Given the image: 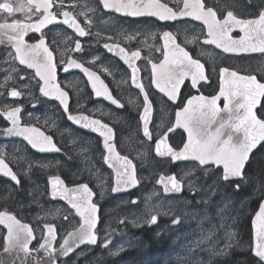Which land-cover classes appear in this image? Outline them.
<instances>
[{"label": "snow or ice", "instance_id": "1", "mask_svg": "<svg viewBox=\"0 0 264 264\" xmlns=\"http://www.w3.org/2000/svg\"><path fill=\"white\" fill-rule=\"evenodd\" d=\"M172 3L174 7L162 0H98L95 7H88L86 4V10L74 14L73 11L65 9V0H26V3L17 0L15 4L0 2V12L6 14L4 22H0V47H10V51L6 54L7 57L26 69L34 70V76L19 75L20 69L13 64L11 73L3 74L2 82H0V119L10 126L0 129V135L22 137L31 149L41 153L61 151L52 135L46 134L30 123L21 122L23 106H14V102L22 99L26 93L17 88L15 84L27 80L28 83L22 84V88L27 90L29 98H34L32 88L38 87L42 97L58 101L69 121L103 137L104 163L115 172V182L111 188L113 194L136 187L139 184L136 166L131 159L116 151L115 144L112 142L115 136L114 129L100 119H95L83 112L73 114L70 111L69 93L56 82L57 64L42 30L48 25L59 23L72 29L76 36L83 38L90 35V32L81 26L79 16H83V23L91 27L92 17L89 13L95 14L102 6L104 10H114L133 17L148 15L166 22H177L190 18L201 22L206 29L207 39L203 40L205 45H215L217 49L225 53L258 52L264 54V0H248L251 9H241V12H246L249 18H243L242 15L236 13L238 0H215L211 6L208 0H172ZM33 9H35L34 12ZM14 13H24L25 20L30 22L12 18ZM33 16L36 17L34 20ZM60 17L63 19L61 20ZM236 28L243 33L239 39L230 35ZM193 32L191 39L185 38V45L196 43L198 34H195L194 29ZM29 33H40L41 37L35 43H28L25 37ZM99 35L100 33L97 32V36ZM121 35L129 43L142 36L145 39L141 43L145 46H148L149 38H156V33L140 29L131 32L123 31ZM160 38L164 41L163 60L159 63L148 60L151 65L150 84L163 93L168 100L175 102L186 79H190L192 89L199 90L198 85L202 81L207 83L210 78L206 75L205 64L200 59L193 58L190 51L177 42L178 35H174L171 31H164ZM109 39L111 40L112 37ZM103 47L107 52L118 56L131 70L132 85L143 96V108L139 112L143 136L152 141L153 134L149 125L153 119V102L139 77L141 69L135 63L140 58V51H134L129 55L119 43H105ZM72 51L73 53L83 52L79 39L76 40ZM64 55L62 52L61 64L64 72L79 69L87 78L95 97H102L118 109L124 108L97 72L72 56H67L65 60ZM95 60L96 58H93L91 62L94 64ZM103 70L108 71L107 68ZM258 75L264 78V69H260ZM258 75L251 72L241 75L238 71L226 67L220 68L218 94L210 97L203 94L190 96L183 107L175 112V122L172 126L155 140L156 157H170L173 163L191 162V168L185 172V178L195 176L198 172H202L205 179L215 177L207 189L196 187L199 177L188 179L187 188L191 194L197 195L202 190L206 192V198L198 200L197 203H210L211 197L222 191L220 188L222 182L226 186L234 184L236 192L241 190L242 184L246 186L248 182L246 166L253 153L259 147L264 146V82L258 79ZM33 80L36 81L35 85L32 84ZM9 81H12V86H9ZM5 96L9 99L5 100ZM221 98H223V107L218 106ZM131 103L133 101L130 100L129 104ZM32 106L35 108L37 104L34 103ZM31 115L29 113V116ZM176 129H183L187 134L186 141L180 147H174L169 143V134ZM36 163L44 167L39 162ZM0 175L9 178L16 185L20 184L17 173L6 162L4 149H0ZM157 183L163 185L166 194H179L185 188L182 180L177 179L175 174L167 177L161 176ZM48 184L53 199L59 197L66 200L75 210V214L80 218L79 228L68 232L57 249L53 246V242L57 240L55 226L45 224L42 242L37 249H32L30 245L35 240V236L30 225L22 223L6 210L0 211V225L7 230V234L3 236V252L10 254L9 264H16L17 260L20 264H27L30 259L34 260L35 264H59L61 258H67L81 245L95 246L98 244L99 206L94 201L95 192L89 184L81 183L68 188L60 176L49 177ZM253 194H259L261 199L258 211L252 219V244L244 250L251 252L254 264H264V183L256 187ZM137 202L136 199L132 200L133 204ZM153 211L156 214H150ZM206 211L205 209V213ZM160 215L174 217L171 219V224L176 226L189 215L195 219L198 213H189L187 209H184L181 214L177 215L171 207L163 209V206L159 205L149 208L148 214L137 216L131 222L134 227H141L145 224L151 227L158 223ZM207 218L205 215L200 220V224L202 225L203 220ZM65 219L67 220L68 217L66 216ZM121 223L124 221L122 220ZM223 227L224 225H221V228ZM216 234L215 226L207 231H201L200 238L194 240L187 249V255L181 258L178 254L177 258L181 260V264H193L191 258L196 251L207 252L210 257L223 259L230 257L231 250L240 246L236 233L226 230L224 246L218 248L219 241L216 239ZM156 235L158 237L160 233ZM110 243L111 241L105 238L101 247L108 248ZM123 250L121 246L110 255L116 256ZM41 251L44 253L43 258L39 255L32 256L33 252L39 254ZM80 258L81 256H77V261ZM0 264H6V262L0 260ZM195 264H213V262L211 259L205 262L201 258Z\"/></svg>", "mask_w": 264, "mask_h": 264}, {"label": "rangeland", "instance_id": "2", "mask_svg": "<svg viewBox=\"0 0 264 264\" xmlns=\"http://www.w3.org/2000/svg\"><path fill=\"white\" fill-rule=\"evenodd\" d=\"M170 1L172 3V0ZM96 5L97 3L92 7ZM112 25L113 27L110 29ZM88 30L90 35L87 36L83 54L90 59V66L98 69L102 75L104 74L109 77L110 81L108 82L118 97L125 99L131 94L134 97L124 68L121 67L120 63L114 57L108 55L100 45L105 41H126L121 33L123 31L131 32L135 30V28L131 27L128 21L112 18L110 15L103 13L99 8L96 18V33L91 31L89 26ZM158 31H160V29L154 30V32ZM97 32L100 33L99 36H97ZM109 37H112V39L110 40ZM93 39L96 40L92 41ZM69 41L70 37L68 36L58 38V51L60 55L62 52L66 55L71 50ZM93 46H96L95 52H93ZM150 48L146 49V51L150 50ZM6 54L7 51L4 52L3 55H0V82H2L4 73H11V70L7 69L6 64L10 63L12 59L7 57ZM93 58H96L94 64L91 62ZM254 60L255 64H264V56L257 57V59ZM104 68H107L108 71L105 72L103 70ZM12 74L16 75L15 73ZM10 83H12V81H9V84ZM65 84L69 87L72 93V99L76 105L86 107L91 113L97 111L106 118L113 119L115 122L119 120L118 116L120 113H114L101 105H96L95 108L88 105L91 94L87 88L86 82L80 74H74V76L68 78ZM32 91L35 93L37 88L33 87ZM26 98L30 101H35L29 98L27 94ZM128 98L132 99V97ZM132 104L136 107L138 103L137 101H133ZM47 106L50 107L47 108ZM28 112L32 114L29 116L30 120H38L41 116H44V123L47 121V123H45L46 126L55 133L57 140L64 148V153L46 157L38 156L19 139L0 142V149L5 150V159L12 165L15 172L21 176L19 185H14L0 176V210L13 212L22 220L32 223L36 232V240L32 243V246L36 248L43 234L41 227L42 223L49 222L55 224L60 238H62L67 231L76 226V217L72 210L63 202L53 201L49 198L46 181L47 177L55 173H62L67 175L64 179H66L68 183H73L80 171L78 165L79 161L82 165L94 171H96L97 165L96 162H92L96 155V151L91 148L93 145L92 138H85L84 136L78 135L74 130V126L60 115L59 110L54 108L50 101L44 100V110H37L32 107ZM123 123L124 121L120 120L118 125L121 127V132L126 133L127 130H124L125 126ZM55 126L57 127L56 131L54 129ZM61 130L67 132L64 141H60L57 136V133H60ZM70 148L78 151L80 154L78 160H75L69 154ZM129 148L136 150L142 156V160L138 165L139 187L137 188V192L133 195L113 198L112 205L107 211L106 216L109 223L107 227L108 234L113 235L117 232L116 238L114 239V247L111 249L110 253L116 252L117 249L122 246L124 250L134 249L136 251V256L132 260H122L121 263L118 262L114 264H181V260L177 258L178 254L181 258L185 257L187 255V249L192 242L200 238L201 231H207L214 226L217 229L216 239L219 241L218 248H223L224 246L226 230L236 233V239L239 241L240 245L238 249L245 251L244 249L250 246V235L248 238L245 228V216L253 213L248 203L251 199L259 195H254L253 192L256 187L264 183V168L261 178L247 175L249 177L248 182L246 186L242 184V188L239 192L234 190V184L226 186L222 182L220 185L222 191L211 197L210 203H197L198 200L206 198V192L202 190L197 195L191 194L187 188L188 179L199 177L196 187L207 189V187L212 184L213 179H215L214 176L205 179L203 173L198 172L195 176L185 178V172L189 171L191 164L176 165L174 170L184 180L186 193L181 196H164L161 189L155 185V179L158 173L167 171V169H164L162 167L163 162L153 155L152 145L143 141L141 136L133 139L130 137ZM66 158L71 159L66 162ZM260 161L264 162V146L256 153L253 165H256L255 167L260 166ZM36 162H39L40 165H44V167L38 166ZM29 164H31V168H29ZM98 171H100V169ZM24 183L27 189L22 191ZM246 189H249V191H246ZM228 191L231 193H228ZM247 192H249L247 195H242ZM24 194H27V196ZM133 197L138 201L135 204L131 201ZM185 201H187V203ZM32 202L35 203L34 206H31ZM159 205H162L163 209L171 207L172 211L177 215L181 214L184 209H187L189 213H198V215L195 219L189 215L182 223L176 226L171 224V219L174 217L160 215L158 223L149 229L154 236L160 233L159 236L166 240V245L161 243L159 252L152 254L148 252V245L144 238L135 233L133 235L126 224L130 226L132 224L131 221L137 218V216L148 214L149 208ZM205 209L207 210L206 213ZM150 214H156V212L153 211ZM205 215H207L208 218L204 219L201 225L200 220L204 218ZM66 216L68 217L67 220L65 219ZM121 220H123L124 223H121ZM221 225H224V227L221 228ZM143 226L147 225L145 224ZM3 234L4 230L0 226V249L3 247ZM77 256H81L80 259H82V264H99L102 257L100 252L93 253V250L88 247L81 249L70 261L77 264ZM201 258L205 262L211 259L213 264H219L215 257H210L209 253L203 251H196L191 259L193 264H195V262Z\"/></svg>", "mask_w": 264, "mask_h": 264}, {"label": "flooded vegetation", "instance_id": "3", "mask_svg": "<svg viewBox=\"0 0 264 264\" xmlns=\"http://www.w3.org/2000/svg\"><path fill=\"white\" fill-rule=\"evenodd\" d=\"M90 2L87 3L85 0H65V9L66 10H70L73 11L74 14H78L79 12L86 10L85 5L87 4L88 7H92L94 6L96 3H98V0H89ZM0 2H10V3H17V0H0ZM20 2L26 3V0H20ZM215 0H208V4L209 3H214ZM209 4V5H212ZM72 5H75V7H72ZM251 5H249L248 0L242 1V0H238V7L236 8V13L238 15H242L243 18H249L246 14V12L242 13L241 9H245V10H250ZM100 10L105 13L110 15L112 18L115 19H123L129 22L130 26L135 28V29H140L141 31L145 30V17H141V18H134V17H123L114 13H110L105 11L102 6L99 7ZM54 11H59L58 9H53ZM35 11V9H33V12ZM89 15L92 17V25L91 27H89L91 29V31H93L94 33H96V18H97V12L95 14L89 13ZM6 18V14H3L2 12H0V22H4ZM12 18L15 19H20V20H24L25 22H30L25 20V14L24 13H14ZM36 17L33 16L32 19L34 20ZM60 19L62 20L63 18L60 17ZM79 20L81 22V26L85 27L86 30H88V25H85L83 23L84 21V17L83 16H79ZM150 25H159L158 22L148 19ZM161 26H164V24H161ZM203 30V32L206 34V29H204V26L202 24H199ZM113 25L111 26L110 29H112ZM89 31V30H88ZM42 32L44 33V37L46 39V42L48 44V46L50 47V49L53 51L54 54V58H55V62L57 64V73H58V81L61 83V85L63 87H65L66 89L69 90L70 94H71V99H70V111L73 113H77L79 111L81 112H86L88 114H90V116H92L93 118L96 119H100L102 122L107 123L110 127H112L114 129V140L112 141L115 144L116 150L118 151L119 154L122 155H126L129 156L130 158H132L134 160V162L137 164V157H138V152L136 150L130 149L129 148V139L130 137L135 138V137H139L142 136V133L140 131V122H139V111L143 105V99L141 98L140 94L133 90V96H127V98H121L119 99L120 102L124 105V108L122 109H116L114 110V107L105 103L102 99L100 100H93L90 99L88 105H90L91 107H94L96 105H101L107 109H111L114 111V113L119 112L121 113V116L123 117L124 123L123 125L125 126L124 130H127L126 133L121 132V127L120 125H118L117 123L114 122L113 119L111 118H106L104 115H101L99 112L94 111V112H90L87 110L86 107H81L80 105H76L74 103V100L72 99V93L69 89V87H67V85L65 84V79L70 78L71 76H74V74H77L75 72H69L67 74H61L60 73V69L62 68V64H61V55L59 53V49H58V38L62 37V36H68L70 37V48L71 50L63 57L65 60L67 59V56H72L73 58L77 59L79 62H83L85 65L90 66V59L88 57H86L83 52L82 53H73L72 49H74L75 47V42L77 39H79L82 43V48L84 50L85 45H86V40H87V36L81 38L76 36V34L73 32L72 29H68L67 26L63 25V24H59V23H54L52 25H48L45 29L42 30ZM243 33L240 32V30L238 28L234 29L230 35L233 36V38H238L242 35ZM160 36L161 33L159 32L156 35L155 39L149 38L147 40V45L145 46L144 43H141V41H143L145 38L144 37H139L137 40H134L132 42H127L124 40H116L113 41L114 43H120L122 44L126 51L128 52L129 55H131L132 52L134 51H140L141 55L140 58L136 60V65L141 69V75H142V80L143 83L146 87V90L149 93V97L150 100L153 102V119L150 125V131L153 134V139L152 141H149L148 139L143 138V141H145L146 143L150 142L153 143V140L156 136L164 133L166 131V129L169 126H172V124L174 123V118H175V112L182 108L186 99H188L193 93L194 91L192 90V88L189 85V82L186 80L184 85L181 86V90H180V94L177 98V100L173 103L168 101L167 99H159L161 98L154 90H152L150 88V76H149V63L148 60L152 59L154 61H159L162 57V47H161V40H160ZM41 37L40 33H29L25 39L28 43H35L37 42ZM192 36H189L188 39H191ZM201 39L200 36H198V39L196 41V43L194 44H189L186 45V47L190 50V52L198 57H200L205 64V69H206V73L207 76H209V81L207 83H200L198 85V89L199 91L197 93L200 94H204V95H212L214 92H216L217 88H218V79H219V69L226 67L229 68L230 70H235L244 74H249V72L253 73V74H257L260 69H264V64H255L252 63V61L254 59H257V57H261L264 56V54L261 53H252V54H226L225 52L220 51L219 49H217L215 47V45H211L210 47H205L201 44ZM96 39H93L92 41H95ZM185 39H181V41L184 43ZM106 42H112V41H105L102 42L100 47L102 48L103 44ZM151 46V48H150ZM150 48V50L146 51V49ZM96 46H93V52H95ZM103 49V48H102ZM156 49H160V51H156ZM8 52L10 51V49L8 48H1L0 49V55L4 54V52ZM221 54V58L220 61H218L216 67H215V72H213L212 66L215 65L216 58H218V53ZM14 55V52H13ZM118 61V60H117ZM119 62V61H118ZM120 63V62H119ZM213 63V64H211ZM15 64L19 69V75H30V76H34V73L32 70L30 69H26L24 66H20L18 64V62H14L11 61L10 63L6 64V66L11 70L12 65ZM121 64V63H120ZM121 66L124 68L125 72L128 73V69L126 68V66L122 65ZM93 67V66H90ZM95 68V67H93ZM78 75V74H77ZM258 79H261V82H264V78L260 77L258 75ZM24 83H28L27 80L22 81V82H18L15 84V86L17 88H19L21 91H25V93L27 94V90L22 88V84ZM32 84L35 85L36 81L33 80ZM65 84V85H64ZM9 86H12V83H10ZM37 91L34 93V99L35 101H30L29 99L26 98V94L22 99H19L17 101L14 102V106H23V113L21 116V122L22 123H30L32 125H37V126H41V128L44 130L46 124L44 123V116H41L40 119L38 120H30L29 119V110H31V108L33 107L32 105L35 103L37 104V106L35 107L37 110H44V100L47 101H51L50 99H44V97H42L39 93V89L38 87ZM128 97H132V99H129ZM41 98V99H38ZM5 100H8L9 98L7 96H5L4 98ZM137 101V110L136 111H128L129 107L132 106L134 107V105L131 103L129 104V101ZM51 105H53L54 108H57L60 112V115L64 117L63 111L61 110V108L59 107V105L53 101H51ZM163 105V107L167 110L164 111L163 114H161L160 116L159 114V107ZM218 106L223 107V99H220L218 101ZM50 106H47V108H49ZM52 109V108H50ZM49 109V110H50ZM109 109V110H110ZM8 124L3 120L0 119V126L1 127H5ZM158 126V127H156ZM75 130V129H74ZM78 132V135L84 136L85 138H92L93 140V145L91 146V148H93L96 151V155L94 157V160H92V162H96L97 165V169L96 171L94 170H90L88 169L86 166L82 165V163L79 161L78 165L80 168L79 174L77 175V177L75 178V182L76 183H80L82 181L85 182H90L93 183L94 182V178L95 176H104V177H108L110 176V180L112 177V171L111 169L104 163L103 160V156H104V148H103V137H101L100 135L96 134V133H91L88 132L87 130H81L79 128H77L75 130V132ZM184 132L182 129H176L173 133L169 134V141L171 142V140L174 137H177L176 140L172 141V143H175V147H180L182 145V143L184 142ZM143 137V136H142ZM131 143V141H130ZM63 150L60 151V153L57 154H62ZM80 157V154L78 156V158ZM158 158V157H157ZM159 160H161L163 162V168L167 169L168 172H172L174 171V166L176 164L172 163V161L168 158L165 159H161L158 158ZM137 167V166H136ZM100 169V171H98ZM62 177L66 178L67 175L65 174H59ZM110 197L112 198L114 195L109 194ZM95 199L96 202H98L99 205V213H100V221H99V225L97 227V234L98 237H100L102 234L104 233H108V220L104 219L105 217V209L107 207V204L104 202H99V196L96 194L95 192ZM79 223V218L76 219V225H78Z\"/></svg>", "mask_w": 264, "mask_h": 264}, {"label": "water", "instance_id": "4", "mask_svg": "<svg viewBox=\"0 0 264 264\" xmlns=\"http://www.w3.org/2000/svg\"><path fill=\"white\" fill-rule=\"evenodd\" d=\"M112 11H114V10H112ZM120 14H122V13H120ZM122 15H125V14H122ZM125 16H128V15H125ZM136 17H139V16H136ZM107 51V50H106ZM110 54H112V53H110ZM112 55H114V54H112ZM114 56H116V55H114ZM117 58H119L118 56H116ZM72 70H78L79 72H81L79 69H71V70H69V71H72ZM68 71V72H69ZM94 71V70H93ZM131 71V70H130ZM62 72L63 73H66V72H64L63 71V69H62ZM96 72V71H95ZM82 73V72H81ZM83 74V73H82ZM98 74V73H97ZM84 75V74H83ZM99 75V74H98ZM85 77V76H84ZM139 77H140V75H139ZM85 79L87 80V78L85 77ZM102 79V78H101ZM130 81H131V78H130ZM57 82V81H56ZM89 85V88H90V90L92 91V89H91V86H90V84H88ZM131 85H132V82H131ZM133 86V85H132ZM134 87V86H133ZM93 98L94 99H103L102 97L101 98H97V97H95V95H94V93H93ZM108 102V101H107ZM109 103V102H108ZM82 128V127H81ZM0 129H2V128H0ZM87 131H89V132H92L91 130H88V129H86ZM96 133V132H95ZM9 138H15V136H13V137H5V136H3V135H0V139H9ZM154 152H155V150H154ZM114 172V171H113ZM161 178V177H160ZM159 178V179H160ZM9 179V178H8ZM158 179V180H159ZM113 181L115 182V172H114V177H113ZM158 184V183H157ZM160 185H162V184H160ZM74 186H69L68 188H73ZM162 187H163V185H162ZM49 190H50V186H49ZM164 190V189H163ZM121 192H123V190L121 191ZM119 193V192H118ZM165 193V192H164ZM50 195H51V190H50ZM55 199H60L59 197H57V198H55ZM62 200V199H61ZM63 201H65L66 203H67V201L66 200H63ZM68 204V203H67ZM69 205V204H68ZM70 206V205H69ZM258 208H259V206H258ZM75 211V210H74ZM256 211H258V209L256 210ZM256 213V212H255ZM255 213H254V215L252 216V218H251V227H252V219L255 217ZM3 226V225H2ZM78 228H79V226H78ZM77 228V229H78ZM76 230V229H75ZM75 230H72V231H75ZM72 231H70V232H72ZM6 234H7V230H6ZM5 234V235H6ZM34 234V233H33ZM67 236V235H66ZM65 236V237H66ZM43 240V239H42ZM42 240L40 241V243L42 242ZM252 240H253V229H252ZM63 242V241H62ZM54 243H55V241L53 242V246H54ZM82 246V245H81ZM39 247V246H38ZM57 249H59V247L57 248ZM21 255V257L23 256V254L21 253L20 254ZM37 255H39L40 257H44V253H43V251H41V252H39V254H37L36 252H33L32 253V256L33 257H35V256H37ZM0 260H3V261H5L6 262V264H9V262H10V254H6V253H4L3 252V250H1L0 251ZM16 264H20V261L19 260H17V262H16ZM27 264H35V261L34 260H29L28 262H27Z\"/></svg>", "mask_w": 264, "mask_h": 264}, {"label": "trees", "instance_id": "5", "mask_svg": "<svg viewBox=\"0 0 264 264\" xmlns=\"http://www.w3.org/2000/svg\"><path fill=\"white\" fill-rule=\"evenodd\" d=\"M257 153V152H256ZM256 166V165H255ZM253 164L247 165L246 172L251 177L255 178H261L263 176V168H264V162L260 161V166L255 167ZM246 191H249V189H246ZM258 198L257 199H251V201L248 203V206L255 207L257 206ZM252 257L250 255H234L233 262L232 263H226V264H250L249 259Z\"/></svg>", "mask_w": 264, "mask_h": 264}, {"label": "bare ground", "instance_id": "6", "mask_svg": "<svg viewBox=\"0 0 264 264\" xmlns=\"http://www.w3.org/2000/svg\"><path fill=\"white\" fill-rule=\"evenodd\" d=\"M85 1H86L87 3H89V2H90L89 0H85ZM67 80H68V79L66 78V79H65V82H67Z\"/></svg>", "mask_w": 264, "mask_h": 264}]
</instances>
